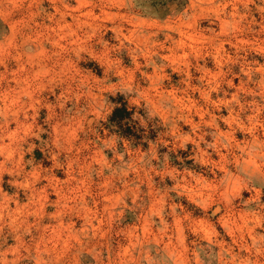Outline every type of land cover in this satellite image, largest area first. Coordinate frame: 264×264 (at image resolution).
I'll return each instance as SVG.
<instances>
[{
  "label": "rangeland",
  "instance_id": "1",
  "mask_svg": "<svg viewBox=\"0 0 264 264\" xmlns=\"http://www.w3.org/2000/svg\"><path fill=\"white\" fill-rule=\"evenodd\" d=\"M148 1L0 0V264H264V0Z\"/></svg>",
  "mask_w": 264,
  "mask_h": 264
},
{
  "label": "trees",
  "instance_id": "2",
  "mask_svg": "<svg viewBox=\"0 0 264 264\" xmlns=\"http://www.w3.org/2000/svg\"><path fill=\"white\" fill-rule=\"evenodd\" d=\"M161 4L167 5L168 2H161ZM139 5H142L143 9H145L146 11H151V13L153 14H156L157 11H165L168 7L167 5L165 10L162 8H158L159 3L155 2V0H149L148 2H143V4ZM112 101L115 104V107L112 109L110 115L108 116L106 123H104L106 129H108L110 133L116 134L119 138L131 141L134 146L140 145L143 148H146L147 142L143 140H153V131L149 129L148 134H144L145 130H143V128L139 126L138 120L134 118L136 109L134 107L129 108L123 101L122 96H118Z\"/></svg>",
  "mask_w": 264,
  "mask_h": 264
}]
</instances>
